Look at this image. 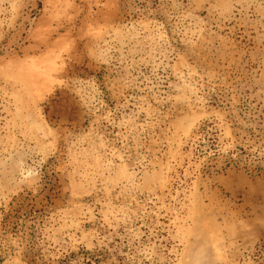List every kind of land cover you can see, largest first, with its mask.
I'll return each instance as SVG.
<instances>
[{
    "label": "rangeland",
    "instance_id": "rangeland-1",
    "mask_svg": "<svg viewBox=\"0 0 264 264\" xmlns=\"http://www.w3.org/2000/svg\"><path fill=\"white\" fill-rule=\"evenodd\" d=\"M0 264H264V0H0Z\"/></svg>",
    "mask_w": 264,
    "mask_h": 264
},
{
    "label": "bare ground",
    "instance_id": "bare-ground-1",
    "mask_svg": "<svg viewBox=\"0 0 264 264\" xmlns=\"http://www.w3.org/2000/svg\"><path fill=\"white\" fill-rule=\"evenodd\" d=\"M40 74V73H39Z\"/></svg>",
    "mask_w": 264,
    "mask_h": 264
}]
</instances>
